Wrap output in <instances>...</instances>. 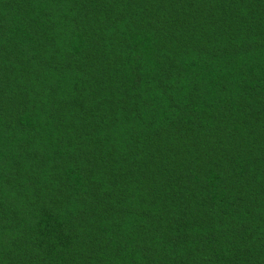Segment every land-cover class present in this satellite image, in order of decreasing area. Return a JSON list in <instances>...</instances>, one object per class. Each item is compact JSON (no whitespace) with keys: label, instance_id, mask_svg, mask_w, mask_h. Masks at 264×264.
I'll use <instances>...</instances> for the list:
<instances>
[{"label":"trees","instance_id":"trees-1","mask_svg":"<svg viewBox=\"0 0 264 264\" xmlns=\"http://www.w3.org/2000/svg\"><path fill=\"white\" fill-rule=\"evenodd\" d=\"M0 264H264V0H0Z\"/></svg>","mask_w":264,"mask_h":264}]
</instances>
